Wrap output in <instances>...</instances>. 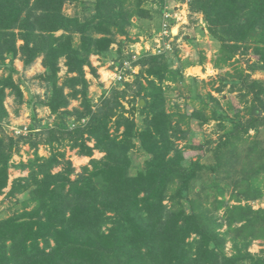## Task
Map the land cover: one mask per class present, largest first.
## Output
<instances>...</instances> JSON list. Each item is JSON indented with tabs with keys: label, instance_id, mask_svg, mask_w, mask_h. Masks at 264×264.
<instances>
[{
	"label": "trees",
	"instance_id": "1",
	"mask_svg": "<svg viewBox=\"0 0 264 264\" xmlns=\"http://www.w3.org/2000/svg\"><path fill=\"white\" fill-rule=\"evenodd\" d=\"M165 1L158 0L162 8ZM182 1L202 16L214 68L238 57L264 59V0ZM143 3L0 0V197L14 202L7 208L0 202V264H264V250H249L255 241L264 244V208L252 206L264 199V81L251 78L264 65L219 79L215 92L229 84L230 93L238 92L226 109L211 93L206 101L194 96L195 82L185 84L183 69L201 67L204 54L176 67L168 52L122 56L133 18L150 17ZM66 4H74L73 15ZM118 36L124 40L117 43ZM116 43L110 68L129 75L128 62L138 72L109 89L98 82L94 101L85 68L99 79L90 57L107 59ZM38 58L43 97L26 102L28 133L5 138V100L14 96L22 105L24 98L14 61L26 68ZM173 90L177 97L190 93L192 112L169 107ZM37 106L49 110L52 124L37 118ZM210 122L217 137L191 142ZM21 145L33 156L14 168L27 176L9 184ZM40 146L47 156L38 154ZM66 149L90 159L79 173ZM95 151L103 156L95 159Z\"/></svg>",
	"mask_w": 264,
	"mask_h": 264
},
{
	"label": "rangeland",
	"instance_id": "2",
	"mask_svg": "<svg viewBox=\"0 0 264 264\" xmlns=\"http://www.w3.org/2000/svg\"><path fill=\"white\" fill-rule=\"evenodd\" d=\"M142 8L148 10L150 17L138 19L133 18V24L129 27L128 33L131 42H126L123 45L122 56L126 57L132 55L133 52L135 55L148 52L147 50L153 51L156 45L153 43L156 39L159 38L158 34L160 33L162 23L166 24L168 27L172 26L171 32L167 33L168 40L165 45H162L161 48L167 51L170 54V57L175 60L174 66H178L181 61L191 60L199 58V55L202 53L205 55L206 60L204 64L198 68L196 66V71H190L188 68L183 69V76L185 84H190L192 80L195 82L193 95H199L201 98L205 99V96L208 93H211L213 97L217 98L223 108H227L226 101L228 98H235L237 96V91L232 93L229 92L231 85H227L222 88L220 93L215 92V89L220 86L219 79L222 77L226 79L227 74H234V69L241 67L244 70H248L250 64L264 65V59H258L253 56L238 57L230 61V65L224 67L221 70H218L213 67L211 64L212 59L215 56V50L213 48L212 42L209 40L208 35L206 34V25L203 22L202 16L200 14L191 15L188 10V7L185 2L182 0H166L165 7L162 8L158 0H144ZM75 10L74 4H66L64 6V12L67 15H73ZM163 12L159 14V12ZM163 20H165L163 22ZM204 31V35H201L200 32ZM158 37V38H157ZM191 38V39H189ZM124 40L123 37H117V43ZM136 40V41H134ZM134 41V42H133ZM113 45L111 48V54L104 60L102 57L91 56L90 60L93 67L97 68V73L99 79L91 77L89 80L91 86L89 88V96L92 100L97 101L99 99V90L97 85L100 81L104 82V86L109 87L112 83L111 79V69L110 66L113 64V60L116 56V50L118 45ZM144 51H141V49ZM106 58V57H105ZM125 63V62H124ZM123 63V64H124ZM14 67L17 70V73L14 74V79L21 86V89L24 93L22 105H17L15 102L14 96H9L5 100V107L8 111V119L3 125L4 137L9 138L13 137L14 139L19 136L20 132H27L28 126L32 123L31 112L28 110L27 95L33 96L36 100L42 99L44 88L42 87L40 80L37 79V76L40 75L43 71V67L40 62L37 61L33 65L24 68L20 60L14 61ZM114 69V68H113ZM86 74H89L87 68H85ZM138 72V68L136 69ZM66 73V68L61 65V71L59 76L63 77ZM5 74L0 71V75ZM136 74V73H135ZM226 74V75H225ZM253 79H261L264 81V71H256L251 74ZM131 78L128 82H131ZM94 82V83H93ZM99 82V83H98ZM91 89V91H90ZM236 90V89H235ZM179 93L176 90L170 92V104L169 107H175L178 105L181 108V111L192 112L193 106L191 105L190 99L188 98L190 93L188 91L183 92L181 97H177ZM99 96V97H98ZM125 108H128L126 102H123ZM198 100L194 101L196 105ZM193 104V105H194ZM76 102H72L69 109L76 106ZM198 107V105H197ZM37 111H35L37 118L42 120V123L52 124L54 117H50L49 110L43 106H37ZM18 112L17 115L15 113ZM135 118L138 119V115H135ZM25 122V123H24ZM214 122H210L208 125H204L200 131H194V136L190 138L191 142L197 143L202 141L203 138H213L217 137L215 134ZM28 133V132H27ZM252 133V132H251ZM180 146L184 145V142H179ZM196 152L186 151L185 156H193L196 158ZM38 154L40 156H47L49 151L46 147L40 146ZM136 160L138 162L142 161V158L138 153H136ZM33 152L28 148V146L21 145L18 152H14L11 160L12 167L9 169V184L13 179L19 177L27 176V171L25 173L18 174V171L14 168L19 162H26L32 158ZM103 155L96 153L93 157L95 159H100ZM66 157L69 158L75 168L76 173H79L83 166H87L90 159H83L78 155H75V151H69L66 149ZM207 159H203L202 162H205ZM58 171L56 169L54 172ZM9 188L5 190L7 192ZM228 199V196H226ZM0 202H2L3 207H13L14 202L9 199H4V196L0 197ZM254 209L263 207L264 208V199L260 202L252 203ZM222 214V211L217 213L218 216ZM224 230V229H222ZM250 252L256 254L260 250H264V244L262 241L253 242L250 247ZM227 254L231 253L230 244L226 246Z\"/></svg>",
	"mask_w": 264,
	"mask_h": 264
},
{
	"label": "clouds",
	"instance_id": "3",
	"mask_svg": "<svg viewBox=\"0 0 264 264\" xmlns=\"http://www.w3.org/2000/svg\"><path fill=\"white\" fill-rule=\"evenodd\" d=\"M165 20H163V22H164ZM163 24V23H162ZM161 29H162V26H161ZM172 29V26H169L168 27V30H171ZM160 32H161V30H160ZM160 34V33H159ZM158 34V35H159ZM158 38V37H157ZM157 40V39H156ZM167 40L168 39H166L165 40V42H167ZM155 45H156V43L155 42H153ZM162 45H164L163 43H162ZM161 45V46H162ZM162 49V48H161ZM141 51H144V49L142 48L141 49ZM148 52H145V53H151L152 55H160V54H162V53H166L167 51H170V50H166V49H162L161 50V52H159V53H157L156 52V47L153 49V51H151V50H147ZM132 53V59L133 60H135L136 59V57H138L140 54H138V55H135L133 52H131ZM125 63H127L128 64V67L130 68V69H127L126 67H124V64ZM124 64H123V68L124 69H127L128 71H129V75L128 74H123V71H122V68H117V67H115L114 69H111L110 71H111V73H115L116 71H120L121 73H122V77L124 78V80L125 81H129L131 78H132V76H133V74H135V73H137L136 72V69H137V67H131V65L128 63V62H125ZM116 81H121V80H113L112 81V83H111V85L109 86V87H106V86H104V88H106V89H109L111 86H114L115 84H116ZM103 85H104V82L103 81H100ZM140 103V102H139ZM103 155V154H102Z\"/></svg>",
	"mask_w": 264,
	"mask_h": 264
},
{
	"label": "built area",
	"instance_id": "4",
	"mask_svg": "<svg viewBox=\"0 0 264 264\" xmlns=\"http://www.w3.org/2000/svg\"><path fill=\"white\" fill-rule=\"evenodd\" d=\"M171 30H168V26L166 24H162V29H161V32L160 34L158 35L159 38L157 40H155V43H156V52L159 53L161 52V44L163 43L164 45L166 44L165 40L168 39V37L166 36L167 33H170ZM124 67H126L127 69H130L128 67V64L125 63L124 64ZM122 73L120 71H116L115 73L113 72L112 75H111V79L112 81L113 80H122ZM20 134H27V132H23L21 131Z\"/></svg>",
	"mask_w": 264,
	"mask_h": 264
},
{
	"label": "crops",
	"instance_id": "5",
	"mask_svg": "<svg viewBox=\"0 0 264 264\" xmlns=\"http://www.w3.org/2000/svg\"><path fill=\"white\" fill-rule=\"evenodd\" d=\"M37 61H39L40 64H41V58H38L35 62H37ZM90 61H91V60H90ZM35 62H34V63H35ZM34 63H33V64H34ZM33 64H32V65H33ZM41 66H42V65H41ZM196 68H197V67H190V68H188V69H189L190 71H196ZM198 68H200V67H198ZM42 69H43L42 71L44 72V68H42ZM43 72H42V73H43ZM42 73H40V75H41ZM91 77H92L91 74H88V73L86 74V79H87V80H90ZM92 78H93V77H92ZM93 81H95V79H93ZM93 83H94V82H93ZM98 90H99V88H98ZM90 91H91V89H90ZM98 93H99V96H100V95H101V91L99 90ZM99 96H98V97H99ZM32 97H33V96H32ZM28 98H29V97H28V95H27V99H28ZM34 99H35V98H34ZM35 100H36V99H35ZM28 110L31 111V110H32L31 107H28ZM35 111H37V108H35ZM24 123H25V122H24ZM96 153H99V152H96V151H95V152H94V155H95ZM99 154H102V153H99ZM81 158H83V159H87V157H81ZM88 159H89V158H88ZM25 172H26V171H18V174H20V173H25ZM26 174H27V173H26Z\"/></svg>",
	"mask_w": 264,
	"mask_h": 264
},
{
	"label": "water",
	"instance_id": "6",
	"mask_svg": "<svg viewBox=\"0 0 264 264\" xmlns=\"http://www.w3.org/2000/svg\"><path fill=\"white\" fill-rule=\"evenodd\" d=\"M143 104H144V101L143 100H140L139 105L142 106Z\"/></svg>",
	"mask_w": 264,
	"mask_h": 264
}]
</instances>
